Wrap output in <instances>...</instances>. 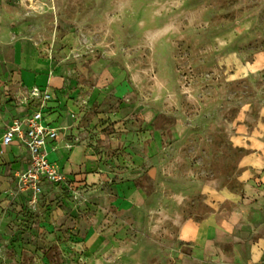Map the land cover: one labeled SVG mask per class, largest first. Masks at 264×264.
<instances>
[{"label": "rangeland", "instance_id": "rangeland-1", "mask_svg": "<svg viewBox=\"0 0 264 264\" xmlns=\"http://www.w3.org/2000/svg\"><path fill=\"white\" fill-rule=\"evenodd\" d=\"M39 87L53 94L68 142L96 162L134 159L138 186L158 191L153 205L124 214L118 264L167 262L181 246L180 221L212 213L222 189L242 192V159L264 138V0H0L1 135ZM74 179L37 199L14 173L0 264H104L114 255L113 237L86 238L85 218L64 232L39 228L40 205L74 194Z\"/></svg>", "mask_w": 264, "mask_h": 264}, {"label": "crops", "instance_id": "crops-1", "mask_svg": "<svg viewBox=\"0 0 264 264\" xmlns=\"http://www.w3.org/2000/svg\"><path fill=\"white\" fill-rule=\"evenodd\" d=\"M53 103L56 109L57 103ZM4 132L0 134V151L8 165H0V229L5 230L15 218L9 213L12 206L7 208L5 189L13 184L14 173L25 166L28 155L16 144L3 145ZM254 150L242 159V192L222 189L216 196L212 195V213L202 220L187 217L180 221L177 234L181 246L172 248L169 260L160 264H264V138H257ZM56 158L69 179L75 175L73 183L77 187L74 194L57 193L59 197L49 201L50 205H40L39 228L64 232L85 218L92 228L86 238L113 237L118 242L114 255L104 262L118 264L126 253L123 238L128 222L124 214L153 205L158 191L147 195L138 186V178L133 174L137 172L134 159L128 166H121L118 161L109 165L105 161L96 162L85 145L68 142L65 134ZM95 165L96 169H92ZM148 173L157 179V168H149ZM224 202L236 205L228 208L222 205ZM135 223L137 227L140 222ZM140 245L132 247L133 257L144 256Z\"/></svg>", "mask_w": 264, "mask_h": 264}, {"label": "built area", "instance_id": "built-area-1", "mask_svg": "<svg viewBox=\"0 0 264 264\" xmlns=\"http://www.w3.org/2000/svg\"><path fill=\"white\" fill-rule=\"evenodd\" d=\"M30 95L29 112L11 120L2 136V144H16L27 153L25 166L16 171L18 188L38 199L46 187L67 181V173L55 159L64 133L58 123L53 94L39 87L32 89Z\"/></svg>", "mask_w": 264, "mask_h": 264}]
</instances>
